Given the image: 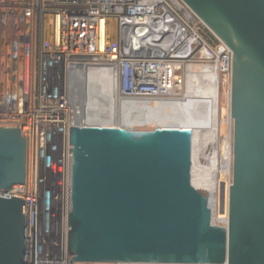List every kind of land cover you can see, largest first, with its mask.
Returning <instances> with one entry per match:
<instances>
[{"label":"water","instance_id":"water-1","mask_svg":"<svg viewBox=\"0 0 264 264\" xmlns=\"http://www.w3.org/2000/svg\"><path fill=\"white\" fill-rule=\"evenodd\" d=\"M179 2L231 53L226 227L213 225L215 199L192 184V128L134 131L84 124L76 115L69 133L72 263L264 264V0ZM114 72L117 83V66ZM84 74L77 68L71 84ZM71 87L76 111L83 92ZM25 176V139L18 128L0 127V191L23 185ZM24 207L0 195V264H22Z\"/></svg>","mask_w":264,"mask_h":264},{"label":"built area","instance_id":"built-area-1","mask_svg":"<svg viewBox=\"0 0 264 264\" xmlns=\"http://www.w3.org/2000/svg\"><path fill=\"white\" fill-rule=\"evenodd\" d=\"M179 0H0V127L26 141L22 264H76L68 252L77 68L118 67L122 100H181L188 68L230 78L231 53L212 48ZM226 223V221H225Z\"/></svg>","mask_w":264,"mask_h":264},{"label":"bare ground","instance_id":"bare-ground-1","mask_svg":"<svg viewBox=\"0 0 264 264\" xmlns=\"http://www.w3.org/2000/svg\"><path fill=\"white\" fill-rule=\"evenodd\" d=\"M194 75L203 77L195 80ZM217 83L218 78L213 68H204L202 71L188 68L185 96L181 100H161L152 104L146 101L118 100L115 72L111 70L89 68L84 76L77 77L75 83L71 85L74 84L75 89L79 88V91L83 92V106L80 109L76 108V115L82 116L84 124L115 123L128 126L132 123L154 122L163 125L160 128H192V184L198 192L207 194L212 200L215 198L214 193L216 195L214 190L216 187L217 191L218 176L225 178L230 174V159L227 169L225 168L223 172L226 164L224 145L221 146L223 150L220 172L216 173ZM73 98L74 92L71 88V99ZM226 140L227 138L224 137L223 141ZM204 168H208L210 173L205 172Z\"/></svg>","mask_w":264,"mask_h":264},{"label":"rangeland","instance_id":"rangeland-1","mask_svg":"<svg viewBox=\"0 0 264 264\" xmlns=\"http://www.w3.org/2000/svg\"><path fill=\"white\" fill-rule=\"evenodd\" d=\"M202 25V24H201ZM203 26V25H202ZM205 28V27H204ZM206 29V28H205ZM207 30V29H206ZM198 32L204 37L207 38L204 31L198 29ZM198 67L194 68V71H199ZM203 76L194 75L193 78L196 80L201 79ZM217 134H216V152H217V172H220V160H221V146L224 145L225 147V167L223 172H225V168L229 164L230 159V174L225 178H220L218 176L217 179V191L215 187V208L213 212V225L219 227H226V219H227V203H228V188L231 184L232 174H231V165H232V121L229 117V98H230V80L228 78H223L221 76L218 77L217 83ZM187 78L185 80V87H184V94L187 92ZM115 124V123H113ZM90 125V124H89ZM163 126L157 125L156 123L152 122L149 124L146 123H132L129 127L134 131H153L154 129ZM224 137L227 138L226 141H223ZM229 142V143H228ZM229 144H230V156H229ZM205 172L210 173L208 168H204ZM224 174V173H223ZM220 175V173H219ZM225 176V175H224ZM222 180V181H221ZM216 186V185H215ZM204 197H207V194L203 192H199ZM223 201V202H222Z\"/></svg>","mask_w":264,"mask_h":264},{"label":"trees","instance_id":"trees-1","mask_svg":"<svg viewBox=\"0 0 264 264\" xmlns=\"http://www.w3.org/2000/svg\"><path fill=\"white\" fill-rule=\"evenodd\" d=\"M198 29H201L205 32L207 38H204L200 33V35L204 38V40L212 47L216 48L219 45V41L208 31L204 28L202 25H198Z\"/></svg>","mask_w":264,"mask_h":264}]
</instances>
